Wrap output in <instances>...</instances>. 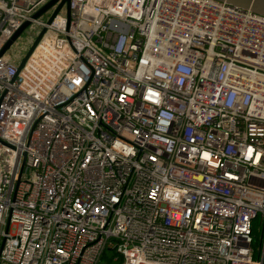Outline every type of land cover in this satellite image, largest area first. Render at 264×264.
<instances>
[{"label":"built area","instance_id":"built-area-1","mask_svg":"<svg viewBox=\"0 0 264 264\" xmlns=\"http://www.w3.org/2000/svg\"><path fill=\"white\" fill-rule=\"evenodd\" d=\"M46 1L0 0V48L45 29L40 68L0 55V264H263L264 15Z\"/></svg>","mask_w":264,"mask_h":264},{"label":"water","instance_id":"water-1","mask_svg":"<svg viewBox=\"0 0 264 264\" xmlns=\"http://www.w3.org/2000/svg\"><path fill=\"white\" fill-rule=\"evenodd\" d=\"M238 6H241L243 8H247L249 10H252L256 13L264 15V0H223ZM69 0H47L44 4H42L36 11H34L31 15V19L38 18L42 13L46 12L50 8L53 7L50 15L46 19V23H50L54 15L61 9L64 10L66 23L69 21V8H68ZM30 24V20H24L10 35V37L5 41V43L0 48V55L3 54L13 43V41L17 38V36L20 34V32L28 25ZM44 27H42L37 35L34 37L32 43L20 59V61L17 64L16 70L19 71L21 67L23 66L25 60L29 56V54L32 52L34 47L36 46L37 42L39 41L42 33L44 32Z\"/></svg>","mask_w":264,"mask_h":264},{"label":"rangeland","instance_id":"rangeland-1","mask_svg":"<svg viewBox=\"0 0 264 264\" xmlns=\"http://www.w3.org/2000/svg\"><path fill=\"white\" fill-rule=\"evenodd\" d=\"M49 13L50 11L44 12L38 18L45 21ZM37 29L38 27L33 23L28 24L13 41L8 50L11 53L12 57H14V59L15 57L16 59H19L24 55V53L32 43L34 37L36 36L35 33ZM257 228L258 226L256 224H253V229L255 230ZM115 256L116 255L111 253L110 251H106L102 256L101 261L108 262L109 264H119L121 258L120 256H117L118 260L113 261V257Z\"/></svg>","mask_w":264,"mask_h":264},{"label":"trees","instance_id":"trees-1","mask_svg":"<svg viewBox=\"0 0 264 264\" xmlns=\"http://www.w3.org/2000/svg\"><path fill=\"white\" fill-rule=\"evenodd\" d=\"M254 224L257 225V220H255ZM252 232L254 234L253 240H252V245L254 247V255L253 256L256 257L257 253L259 252L260 245L262 246V237H261L259 228L255 229V230L252 228ZM263 264H264V256H263Z\"/></svg>","mask_w":264,"mask_h":264},{"label":"bare ground","instance_id":"bare-ground-1","mask_svg":"<svg viewBox=\"0 0 264 264\" xmlns=\"http://www.w3.org/2000/svg\"><path fill=\"white\" fill-rule=\"evenodd\" d=\"M37 47H38V48H36V49L32 52V55H31L30 60H29V63H30L31 61L34 62V63H33V65L35 66L34 69H38V68H40V66H39L38 64H39V62L42 61V59H41V58H38V56H42V55H41L42 48L45 47V46H44L43 44H41V45H38ZM37 58H38V59H37Z\"/></svg>","mask_w":264,"mask_h":264}]
</instances>
